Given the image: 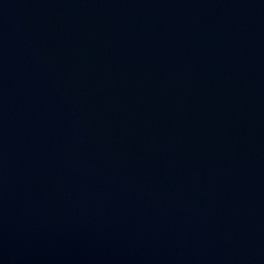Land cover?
<instances>
[{
  "label": "water",
  "instance_id": "water-1",
  "mask_svg": "<svg viewBox=\"0 0 264 264\" xmlns=\"http://www.w3.org/2000/svg\"><path fill=\"white\" fill-rule=\"evenodd\" d=\"M0 264H264V0H0Z\"/></svg>",
  "mask_w": 264,
  "mask_h": 264
}]
</instances>
